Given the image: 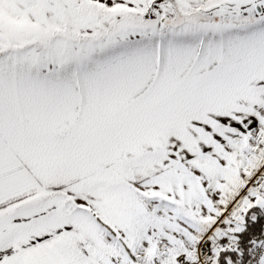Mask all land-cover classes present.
Masks as SVG:
<instances>
[{
    "label": "snow or ice",
    "instance_id": "obj_1",
    "mask_svg": "<svg viewBox=\"0 0 264 264\" xmlns=\"http://www.w3.org/2000/svg\"><path fill=\"white\" fill-rule=\"evenodd\" d=\"M0 264H264V0H0Z\"/></svg>",
    "mask_w": 264,
    "mask_h": 264
}]
</instances>
